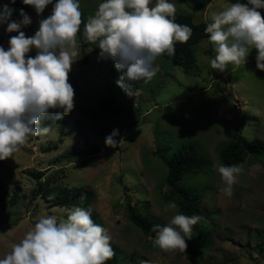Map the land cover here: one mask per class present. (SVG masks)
<instances>
[{"label":"rangeland","instance_id":"1","mask_svg":"<svg viewBox=\"0 0 264 264\" xmlns=\"http://www.w3.org/2000/svg\"><path fill=\"white\" fill-rule=\"evenodd\" d=\"M104 0H79L82 23L75 42L68 82L74 89V107L66 123H57L47 133L30 137L13 155L0 160V193L7 195L0 208V258L20 242L34 224L46 216L66 219L68 211L42 199L38 184L48 187H82L94 198L90 209L95 223L107 229L111 247L121 264H264V155L253 163L245 160L233 194L225 196L223 182L216 171L218 150L237 136L264 143V70L256 67L258 52L249 47L246 61L229 65L224 72L211 69L214 46L208 37L195 47V67L184 71L170 60L157 57L158 68L150 80L137 81L128 95L111 76L108 58L94 52L98 41L86 39L84 27ZM169 0L176 13L191 15L194 22H211L213 12L231 4L229 0ZM56 0L42 13L22 0H0V13L11 10L9 21L19 23L23 13L31 23L19 31L31 37L47 18ZM152 0L150 6H154ZM19 10V11H18ZM0 22V47L8 49L9 38L17 32L6 31ZM32 48L27 57H34ZM84 55L88 62L84 63ZM113 93L118 106L114 114L99 110L100 98ZM49 109V112H62ZM98 111L99 116L93 115ZM39 127L44 126L40 123ZM113 137L116 147L105 144ZM182 144L192 145L209 161L206 173L188 176L183 183L202 193L201 208L210 223L211 245L197 258L187 249L164 251L154 244L155 236H145L128 218L129 205L161 225L170 223L178 209L166 210L158 186L166 170L158 147L169 154ZM95 149L94 154L89 148ZM32 173H38L35 178ZM15 202L11 201V198ZM264 248V247H263Z\"/></svg>","mask_w":264,"mask_h":264},{"label":"clouds","instance_id":"2","mask_svg":"<svg viewBox=\"0 0 264 264\" xmlns=\"http://www.w3.org/2000/svg\"><path fill=\"white\" fill-rule=\"evenodd\" d=\"M15 2V0H11ZM43 12L52 0H22ZM104 0L84 27L87 40L96 43L100 55L110 58L120 72L117 85L132 95V85L150 80L158 71L154 62L158 56L175 55L177 42L183 44L192 36V29L175 22L176 8L169 0ZM264 0L231 3L219 12H213L204 31L214 46L211 69L224 72L229 65L244 64L248 48L258 50L256 67L264 70V17L258 9ZM23 19L9 21L11 10L0 13V22H7L6 31L17 32L9 38V47H0V160L13 155L20 145L36 135L47 133L48 127H39L44 119L59 120L74 107V89L68 82L73 62L68 51L75 42L82 23L79 0H56L51 14L42 19L31 37L19 31L21 24L31 23L21 10ZM32 48L34 57L26 54ZM49 109L62 112L49 113ZM105 144L116 147L113 137ZM227 197L233 194L242 166L217 165ZM168 190L165 185L164 191ZM172 202L166 210L176 209ZM198 215L177 213L166 226L154 225V244L164 251L187 247L185 237H191L192 227L200 221ZM107 229L94 223L91 211L74 207L66 219L41 217L3 258L0 264H105L114 256Z\"/></svg>","mask_w":264,"mask_h":264},{"label":"trees","instance_id":"3","mask_svg":"<svg viewBox=\"0 0 264 264\" xmlns=\"http://www.w3.org/2000/svg\"><path fill=\"white\" fill-rule=\"evenodd\" d=\"M231 3H247V0H229ZM102 1L101 3H103ZM210 0H204L199 6L207 5ZM19 11V10H18ZM262 17H264V8L258 9ZM175 22L187 25L192 29V36L187 43L177 42L175 45L176 51L174 56H168L166 53L158 56L170 60L175 65L181 67L184 71L195 67V47L203 39L208 37L204 28L206 22H194L191 15L175 13ZM98 45L94 47V52L98 51ZM257 50V49H256ZM258 52V50H257ZM88 62V57L84 55V63ZM107 69L111 76H115L118 70L114 66V62L108 58ZM115 96L113 93H105L100 98L99 110L114 114L118 111ZM50 114H54L49 112ZM93 115L99 116L98 111H93ZM69 119V113L64 114L59 120L44 119L41 124L44 127L52 128L57 123H66ZM89 151L94 154L95 149L90 147ZM157 153L160 158L165 162L166 170L163 180L158 186V193L164 203L174 202L177 205L179 213L192 216L198 215L201 217L200 221L193 225L191 237H185L186 249L191 256L197 258L203 251L207 250L211 245L210 236V223L208 216L201 208L202 193L198 192L195 188L188 187L183 183L184 179L188 176H198L199 174L206 173L209 166V161L199 154L197 150L190 144H182L176 151L168 153L164 148L158 147ZM264 155V143L260 140L253 139L251 141L245 140L242 136H237L228 144L222 146L218 150L220 163L225 166L241 164L245 160L248 163L258 160L259 157ZM32 175L39 179L38 173ZM165 185L168 190L164 191ZM37 191L41 194L42 199L46 202L52 203L54 206L64 208L81 207L85 210L91 211L92 219L95 223V214L90 209V204L93 201L94 194L90 189L82 187H63L52 186L48 187L44 183L38 184ZM12 202L15 199L11 198ZM7 203V195L0 193V208L4 209ZM129 220L138 227L145 236H155L156 232L152 231L154 225L163 227L155 219L145 216L135 205H129ZM264 244L260 245L257 249L259 253H264ZM120 255L114 252V256L107 260L105 264H121ZM197 260H199L197 258Z\"/></svg>","mask_w":264,"mask_h":264}]
</instances>
